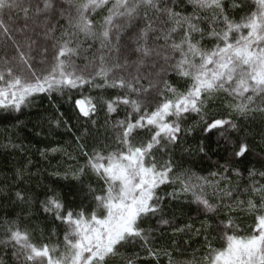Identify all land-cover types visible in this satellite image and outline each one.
I'll list each match as a JSON object with an SVG mask.
<instances>
[{"label":"snow or ice","instance_id":"obj_1","mask_svg":"<svg viewBox=\"0 0 264 264\" xmlns=\"http://www.w3.org/2000/svg\"><path fill=\"white\" fill-rule=\"evenodd\" d=\"M0 113V264H264V0H0Z\"/></svg>","mask_w":264,"mask_h":264},{"label":"trees","instance_id":"obj_2","mask_svg":"<svg viewBox=\"0 0 264 264\" xmlns=\"http://www.w3.org/2000/svg\"><path fill=\"white\" fill-rule=\"evenodd\" d=\"M19 119L23 121L27 125V127L23 128L18 133V135L20 139H22L26 145H29L32 148V153L30 154H32L33 160H39L40 158L38 154H33V153H35L36 148L44 147L45 144L48 143V141L44 140L40 136L35 135L36 129L33 128V124L35 123V120H36L35 110H33L31 113H28L26 111L24 114L19 116ZM12 123H14V121L5 119L4 115L0 113V142H6L3 139L4 136L12 134V130H11ZM6 159L11 160V157L5 156L4 154H0V165H3ZM58 159L59 158H53L51 160V165L55 166L57 164ZM212 159L215 160L216 157L213 156ZM40 162L45 163L43 161H40ZM49 170H51V168ZM188 254H190V252Z\"/></svg>","mask_w":264,"mask_h":264}]
</instances>
